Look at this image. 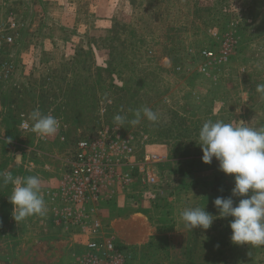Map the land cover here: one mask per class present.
<instances>
[{"label":"rangeland","instance_id":"obj_1","mask_svg":"<svg viewBox=\"0 0 264 264\" xmlns=\"http://www.w3.org/2000/svg\"><path fill=\"white\" fill-rule=\"evenodd\" d=\"M9 10L25 25L6 47L18 69L2 94L0 172L58 176L77 140L115 125L134 143V163L162 156L147 161L156 183L135 171L105 212L131 264H264V246L231 241L233 218L219 217L213 201L232 195L234 174L215 158L204 163L198 144L209 119L264 128V96L256 91L264 84V0H0V17ZM225 45L223 63L200 74V51L219 54ZM143 107L158 121L132 125ZM34 109L59 121L46 141L19 128L22 119L31 124ZM116 115L127 118L122 126ZM10 189L0 181L3 198ZM232 198L235 206L242 197ZM2 201L0 264H73L82 246H66L62 232H27L24 219L17 238L6 239L10 203ZM190 206L214 216L208 229L185 227L179 212Z\"/></svg>","mask_w":264,"mask_h":264},{"label":"built area","instance_id":"obj_2","mask_svg":"<svg viewBox=\"0 0 264 264\" xmlns=\"http://www.w3.org/2000/svg\"><path fill=\"white\" fill-rule=\"evenodd\" d=\"M24 25L13 11L9 10L0 17V119L4 112L2 94L18 69L14 60L5 56L6 47L18 41ZM227 54L226 45L219 54L201 50L199 55L203 62L198 66L199 73L211 76L214 73L211 66L223 63ZM25 122L30 125L28 120L22 119L20 130L32 133L23 127ZM36 136L42 141L47 140V137ZM134 156V143L126 132L115 125L103 126L75 142L73 153L66 158L65 169L59 174L57 187L46 189L48 199L54 204V225L69 232L67 236L85 238L79 243L82 251L72 254L73 264L132 263V252L119 244L111 232L106 206L119 191L130 189L135 171L141 175V178L138 175L141 181L156 183L157 177L148 170L147 164L162 157L150 154L145 156L144 163L137 164Z\"/></svg>","mask_w":264,"mask_h":264},{"label":"clouds","instance_id":"obj_3","mask_svg":"<svg viewBox=\"0 0 264 264\" xmlns=\"http://www.w3.org/2000/svg\"><path fill=\"white\" fill-rule=\"evenodd\" d=\"M256 91L264 96V84H258ZM132 125L141 118L156 122L158 114L148 107L137 109ZM23 127L42 138L54 136L59 129V121L34 109ZM126 117L116 115L117 125L122 126ZM10 137L6 138L9 142ZM198 144L202 149V161L210 164L215 158L219 169L225 174H234V187L229 197H217L213 203L218 216L232 217L229 221L230 239L235 244L264 246V128L249 122L226 123L222 120H207L199 129ZM21 156L17 155L19 159ZM0 181L12 184L9 202L13 205L12 216L16 222L30 216H44L46 201L42 195L41 180L38 176L14 177L11 172H0ZM233 196L242 197L234 206ZM185 227L208 229L213 223V215L198 206L185 207L179 212Z\"/></svg>","mask_w":264,"mask_h":264},{"label":"crops","instance_id":"obj_4","mask_svg":"<svg viewBox=\"0 0 264 264\" xmlns=\"http://www.w3.org/2000/svg\"><path fill=\"white\" fill-rule=\"evenodd\" d=\"M17 153H16V158H17ZM22 159V157H20V160ZM21 163L23 162V160L20 161ZM25 163V162H24ZM23 165V163H22ZM29 169H32L31 166H29ZM45 169H48V166H46L43 170ZM48 170H51V169H48ZM46 171V170H45ZM14 176V175H13ZM25 173L22 175V177H25ZM15 177V176H14ZM58 176H49L48 175V178H42V181H41V186H42V195L44 196V199L46 201V207H47V213L46 215L44 216H39V215H34V216H30L28 218H26V231L28 232H32L33 230H37V231H43V235L45 237H50L48 235H57L58 237L56 238H59L61 232L63 236H67L66 233H69V232H66L64 231V229L62 227H59V226H56L54 225V222H53V218H52V209H53V206L54 204L48 199V196L46 195V189H53V188H56L57 187V183H58ZM10 185V194H11V191H12V187L13 185L12 184H9ZM9 194V195H10ZM4 195L1 194V190H0V222L1 220L3 221L5 218H3V210L4 208H2V200H4V204H7V203H10L9 202V199H8L6 202H5V198H3ZM111 204V203H109ZM9 205V204H8ZM6 206V205H5ZM7 209L5 210V212L7 211L8 212V218H9V233H8V238L6 237V239H10L11 240H15L17 238V230L18 228L17 227V222L14 220L13 216H12V209H13V205L10 203V205L8 207H6ZM7 214V213H6ZM109 222V226H110V229H111V224H112V221L113 219L112 218H109V217H106ZM3 229L0 228V232L2 231ZM1 236L4 235L5 233H0ZM28 234V233H27ZM70 234V233H69ZM68 234V235H69ZM79 236L77 235H70V236H67L65 239L67 244L66 246H69L70 248H72L74 245H78V247H81L80 244H75L74 243V239L78 238ZM50 238H54L53 236H51Z\"/></svg>","mask_w":264,"mask_h":264},{"label":"trees","instance_id":"obj_5","mask_svg":"<svg viewBox=\"0 0 264 264\" xmlns=\"http://www.w3.org/2000/svg\"><path fill=\"white\" fill-rule=\"evenodd\" d=\"M20 19V18H19ZM21 21H23L24 23H25V21L21 18L20 19ZM109 206L111 205V204H108ZM108 205L106 206V208L108 207ZM107 210V209H106ZM109 210V209H108Z\"/></svg>","mask_w":264,"mask_h":264}]
</instances>
